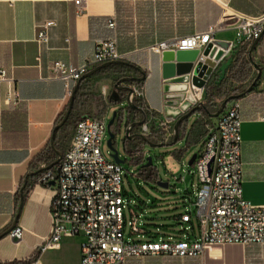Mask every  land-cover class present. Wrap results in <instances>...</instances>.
Masks as SVG:
<instances>
[{
    "label": "crops",
    "instance_id": "1",
    "mask_svg": "<svg viewBox=\"0 0 264 264\" xmlns=\"http://www.w3.org/2000/svg\"><path fill=\"white\" fill-rule=\"evenodd\" d=\"M235 12L260 15L264 13V0H83L80 4L74 0H0V69L7 78L0 83V234L15 218L25 175L54 161L48 159L49 151L40 150L69 96L64 81L52 76L53 61L79 65L92 56L96 41L114 38L118 51L126 54L123 60L140 70L131 68L125 75H144L129 85L143 87L139 105L146 117L153 122L176 120L187 112L188 105L183 102L178 110L163 104L165 55L148 47L205 31L218 24L224 14ZM45 20L54 24L47 29V40L39 43L38 30ZM109 21H113V27L108 26ZM234 25L232 17L226 28L214 34L215 39L230 43L229 54L215 71L218 78L234 58L231 51L238 44ZM249 55L259 62L261 75L248 90L257 74L252 67L236 93L242 120L241 188L242 196L259 206L264 205V36ZM169 57L173 58V54ZM116 77L94 80L95 87L99 84V91L94 89L96 97H106L101 89L111 90ZM9 86L18 94L14 105L3 101ZM96 106L93 102L91 108ZM215 119L210 117L206 129ZM183 126L184 122L179 128L180 136ZM41 174L29 176L22 191L17 221L23 227L22 240L15 244L8 233L0 237V263L80 264L82 235L64 236L57 247L43 252L35 249L49 230L48 209L55 190L54 185L39 181ZM196 235L193 233V237ZM125 264H264V244H215L198 256L146 255L129 257Z\"/></svg>",
    "mask_w": 264,
    "mask_h": 264
},
{
    "label": "built area",
    "instance_id": "2",
    "mask_svg": "<svg viewBox=\"0 0 264 264\" xmlns=\"http://www.w3.org/2000/svg\"><path fill=\"white\" fill-rule=\"evenodd\" d=\"M74 1L80 4L83 0ZM232 17L235 19L238 43L245 42L250 46L264 30V13L252 16L235 12L233 15L224 14L218 24L209 26L205 31L166 39L150 45L148 49L157 53L196 49L198 54L193 65L203 63L207 58L212 60L210 78L230 52L229 43L215 59L220 47L214 34L226 28ZM53 24L52 20L40 24L37 34L39 43L47 40V29ZM113 25V21L108 22L109 27ZM207 47V54H204ZM125 56L118 51L114 38L100 39L95 43L92 56L83 63L75 66L55 60L50 65V71L54 78L64 81L70 96L74 83L84 73L106 61L123 60ZM191 75L187 74V80L178 83H170L163 78L164 105L180 110L182 103L186 102L188 111L203 102L204 86L192 84ZM6 79L5 71L0 69V83ZM175 84L184 85V88L165 90L167 85ZM130 86L134 101L144 96L141 85L133 83ZM107 92L102 87L101 93L106 95ZM3 101L6 105L17 103L18 94L11 86L3 95ZM174 121V118L158 120L162 138L172 137ZM241 122L239 101L230 100L213 125L207 127L204 149L192 163L198 181L190 185L198 220L197 235L191 237L183 233L180 239L149 237L147 240H132L124 237L126 220L123 210L127 202L135 204L136 201L128 199L126 202L123 196V176L126 172L122 165L108 161L100 150L106 121L93 115L82 116L76 121L70 142L59 161L43 171L39 178L45 184L53 181L55 190L48 209L49 230L35 249L43 252L57 247L64 236L82 235L80 264H125L129 257L146 255L198 256L215 244H264V205H253L242 196ZM150 127V120L146 117L137 132L148 136ZM176 218L183 223L191 222L189 212H183ZM128 224L130 234H144L136 219L128 221ZM190 228L185 226L184 229ZM8 236L15 244L20 243L23 227L16 224Z\"/></svg>",
    "mask_w": 264,
    "mask_h": 264
},
{
    "label": "rangeland",
    "instance_id": "3",
    "mask_svg": "<svg viewBox=\"0 0 264 264\" xmlns=\"http://www.w3.org/2000/svg\"><path fill=\"white\" fill-rule=\"evenodd\" d=\"M256 63L260 65L257 60ZM113 66L110 65L109 67ZM124 72L128 73L131 70L125 67ZM98 85L95 87L93 83V90L97 89L99 91ZM109 91L106 93V97H108ZM106 97L98 95L95 101L97 105L95 109L81 110L78 114H73L70 120L73 121L77 116L88 113L107 122L114 110L124 106V100L112 103ZM142 100L143 98L140 97L135 99L137 104H142ZM220 102H215L214 110L217 109ZM199 115L200 112L197 111L191 114L184 122L187 130L190 129L191 124ZM150 123L155 125L157 129L159 128L157 126L158 120H155V122L150 120ZM111 130L114 133L113 146L117 150L119 157L125 160L122 164L126 172V175L123 176V196L126 202L128 199L136 201L135 204L127 202L123 210L126 220L124 237L132 240H147L149 237L180 239L183 233H187L191 237H193V233L197 234L198 220L196 209L192 203L193 196L190 185L198 181L194 167L192 164L189 165L188 161L194 153L201 154L208 131L206 130L197 140H193V135H187L184 131L181 136L178 133L179 137L176 142H172L173 137L170 136L158 137L155 142H162L163 145L150 147L139 139L127 144L123 121L116 120L111 126ZM73 131L74 128L68 130L64 138V151L70 142ZM107 138L108 133L106 131L101 140L100 150L108 161H113L110 155L111 150L107 145ZM148 155L152 157L151 165L141 168ZM152 175L155 177H152ZM157 181L167 182L168 186L161 187L157 184ZM185 189H188L189 193H185ZM184 198H186L185 203H183ZM183 212L190 213V223L180 222L176 218ZM132 219H136L137 226L145 231L144 234H130L128 221ZM185 226H190L191 228L185 230Z\"/></svg>",
    "mask_w": 264,
    "mask_h": 264
},
{
    "label": "water",
    "instance_id": "4",
    "mask_svg": "<svg viewBox=\"0 0 264 264\" xmlns=\"http://www.w3.org/2000/svg\"><path fill=\"white\" fill-rule=\"evenodd\" d=\"M262 36H264V30H262V32L259 34V36L256 37L252 41L250 48H249V52L253 51V49L255 48L256 44L259 42V40L261 39ZM215 42L220 47L219 51L217 52V54L215 56V59H217L222 54V49H226L228 47L229 42L228 41H222V40H216ZM207 50H208V47L205 49V51L203 53L207 54ZM162 53H163V55H165V61L162 64V77L164 79H167L170 83H178V82H182V81L187 80V78H188L187 74L191 73L192 74L191 75L192 84H194L198 87L204 86L205 81L209 78V76L211 74V70H212L211 66L213 65L212 60L207 58L203 63L198 62L195 65H193V60L196 58V56L198 54V51L196 49L164 51ZM169 54H173V58L169 57ZM251 61H252V67L254 70H256L257 74H256L255 79L252 82V85L248 87V90H250L252 88V86L255 84L256 80L261 75V67L256 62H254L252 60V58H251ZM109 64H119V65H123V66L133 68L137 71H140L137 66L133 65L132 63H130L128 61L111 60V61H106L104 63H101V64L95 66L94 68L90 69L86 73H84L75 82L73 89H72V92L69 96L66 111H65L62 119L55 125V127L53 129L54 131L57 130L60 126H62V124L67 120L69 113H70L72 106H73L75 92H76L80 82L82 81V79L94 74L96 71L100 70L101 68H103ZM143 78H144L143 74L141 75L140 78H138L136 76H132V75L118 76L115 78L114 83L112 85V88H111L110 92L108 93L109 101L112 103H118L122 99L124 100V106L119 107L118 109L114 110L112 112L110 119L106 122V131L108 133L107 145L111 150L110 155H111L114 162L121 164V165L125 162V160L119 157L117 150L113 146L114 133L111 130V126L114 124V122H116V120L124 122L125 141L127 143H132L135 139H139L144 144H146L150 147L163 145L162 142L151 141L148 138V136L136 131L137 127L145 121L146 113H145L144 108L142 106H139L138 104H136V102L134 101L133 90H132L131 86L128 84H125V83L134 82V81H137L138 79H143ZM171 88L172 89L173 88L183 89L184 85H178V84L167 85L165 87V90H169ZM237 97H238V94H230L229 96L224 98L219 103L217 109L213 112L208 111L203 102H199L194 107L190 108L189 111L180 115L175 120V122L173 123V125H172L173 140H172V142H176L178 140V137H179L178 133H179L180 125L183 122H185L188 119V117L191 114H193L196 110L203 109L206 111V113H208V115L210 117H217L222 112V110L225 108L227 102H229L230 100L236 99ZM129 109L134 110L136 113L137 112L140 113L142 118L140 120L129 121L130 119H132L130 112H129ZM135 117H136V114L133 118H135ZM54 131H53L51 138H50V146H51V149L53 150V152L55 153L56 158L54 159V161L52 163H50L46 166H43V167H41L35 171H30L25 175L24 182L20 188V198H19L18 210H17V213L15 215V218L13 219V222L11 223V225L2 234H0V237L9 233V231L17 224L18 214H19L20 208L22 206V200H23L22 191L26 186L28 177L32 176V175H36L38 173H41L45 170L52 168L61 158L63 152L55 147ZM196 156H197V154L194 153L190 157V159L188 161L189 165H191L193 163ZM151 163H152V157L148 155L146 157V163H144L141 167L145 168L147 166H150ZM157 184L161 187H167L168 186L167 182H162V181H157ZM49 185H54V182L51 181L49 183Z\"/></svg>",
    "mask_w": 264,
    "mask_h": 264
},
{
    "label": "trees",
    "instance_id": "5",
    "mask_svg": "<svg viewBox=\"0 0 264 264\" xmlns=\"http://www.w3.org/2000/svg\"><path fill=\"white\" fill-rule=\"evenodd\" d=\"M231 52H233L234 58L233 61L226 67L225 73L218 78L216 72H214L204 85L203 103L206 106L207 110L210 112L215 111L214 107L217 99H224L230 94L238 93L240 91L239 90L240 83L246 80L252 71V66H251L252 61L249 55L248 43L239 42L236 46L232 48ZM110 65H114V66L109 67ZM125 67L131 70V68L127 66H123L119 64H109L101 68L100 70L96 71L94 74L82 79L75 92L73 106L67 120L57 130L55 131L53 130L55 125L62 119L66 111L68 101L63 105L61 110L56 115L51 134L46 140L44 147L40 150V151H49L50 153L48 157L49 160L52 161L53 159L56 158V155L50 146V138L53 131H54L55 147L60 151L64 152V146H65L64 138L67 135L68 130H72L74 128V124L79 118H81L84 115H89L88 113H86L83 114L82 116H77V118H75L73 121L70 120L73 114H78L79 111L81 110H89L91 108L92 103L96 101V95L92 88L93 81L101 78H108L110 76L118 77L124 75ZM236 84L239 85L236 86ZM197 111L200 112V115L191 124L190 129L187 130L186 127L183 126V130L187 135H193V140H197L207 130L206 125L210 120V117L205 110L199 109L196 110L195 112ZM129 112L132 118L135 116V114H137L134 110L131 109H129ZM72 122H73V126H72ZM162 133L163 132L161 129L159 128L157 129L155 125H151L148 138L151 141L155 142L158 140V137H162ZM152 177L155 176L152 175ZM184 192L189 193V190L185 189Z\"/></svg>",
    "mask_w": 264,
    "mask_h": 264
},
{
    "label": "flooded vegetation",
    "instance_id": "6",
    "mask_svg": "<svg viewBox=\"0 0 264 264\" xmlns=\"http://www.w3.org/2000/svg\"><path fill=\"white\" fill-rule=\"evenodd\" d=\"M124 75H125V74H124ZM125 84H128V85H129V83H125ZM123 93H124V92H123ZM117 114H118V113H117ZM141 118H142L141 114L137 112L136 117L130 119L129 121L140 120ZM136 131H137V130H136ZM140 141H141V140H140ZM127 144H128V143H127Z\"/></svg>",
    "mask_w": 264,
    "mask_h": 264
}]
</instances>
